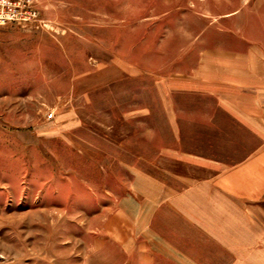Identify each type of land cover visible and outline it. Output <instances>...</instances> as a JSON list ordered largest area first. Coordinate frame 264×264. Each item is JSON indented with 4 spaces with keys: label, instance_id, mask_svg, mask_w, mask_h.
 Masks as SVG:
<instances>
[{
    "label": "rangeland",
    "instance_id": "1",
    "mask_svg": "<svg viewBox=\"0 0 264 264\" xmlns=\"http://www.w3.org/2000/svg\"><path fill=\"white\" fill-rule=\"evenodd\" d=\"M9 1L34 14L0 24V264H264L171 201L258 145L194 88L264 50V0Z\"/></svg>",
    "mask_w": 264,
    "mask_h": 264
},
{
    "label": "crops",
    "instance_id": "2",
    "mask_svg": "<svg viewBox=\"0 0 264 264\" xmlns=\"http://www.w3.org/2000/svg\"><path fill=\"white\" fill-rule=\"evenodd\" d=\"M256 23L263 24L264 20L258 17ZM250 57H253L252 65L246 67L224 70L222 65L215 70L206 69L208 75L218 73V80L204 78L194 89L216 101L238 128L258 141L257 147L232 166H224L210 157L190 161L208 175H176L173 180H186L187 184L180 189L172 187L171 196L178 222L187 224L188 234L193 226L195 232L209 239L213 248L229 249L236 259L244 255L243 250L264 252V205L256 194L259 185L255 183V188L252 185V180H264V50L257 49ZM253 191H256L254 196ZM173 231L172 248H191L192 239L186 238L185 245L184 238ZM251 255L253 258L256 254ZM195 263L199 261L193 259Z\"/></svg>",
    "mask_w": 264,
    "mask_h": 264
},
{
    "label": "built area",
    "instance_id": "3",
    "mask_svg": "<svg viewBox=\"0 0 264 264\" xmlns=\"http://www.w3.org/2000/svg\"><path fill=\"white\" fill-rule=\"evenodd\" d=\"M15 6L9 1V0H0V24H4L7 21H14L19 19H25L30 16H33L34 14L33 10L29 9L28 11H25L24 14L26 17L23 16V14L14 8ZM52 115H49V118H51Z\"/></svg>",
    "mask_w": 264,
    "mask_h": 264
}]
</instances>
